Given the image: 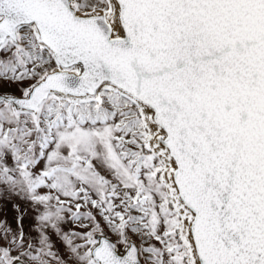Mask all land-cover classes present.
I'll return each instance as SVG.
<instances>
[{
    "label": "snow or ice",
    "instance_id": "6c2138e0",
    "mask_svg": "<svg viewBox=\"0 0 264 264\" xmlns=\"http://www.w3.org/2000/svg\"><path fill=\"white\" fill-rule=\"evenodd\" d=\"M0 264H264V0H0Z\"/></svg>",
    "mask_w": 264,
    "mask_h": 264
},
{
    "label": "rangeland",
    "instance_id": "374dc122",
    "mask_svg": "<svg viewBox=\"0 0 264 264\" xmlns=\"http://www.w3.org/2000/svg\"><path fill=\"white\" fill-rule=\"evenodd\" d=\"M8 215H9V218H11V213L10 212L8 213Z\"/></svg>",
    "mask_w": 264,
    "mask_h": 264
}]
</instances>
